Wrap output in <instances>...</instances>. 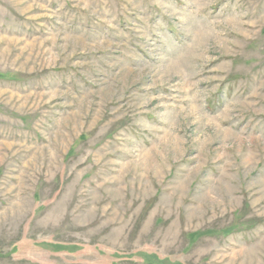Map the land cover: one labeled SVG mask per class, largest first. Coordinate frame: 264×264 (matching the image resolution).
Returning <instances> with one entry per match:
<instances>
[{
	"label": "rangeland",
	"instance_id": "rangeland-1",
	"mask_svg": "<svg viewBox=\"0 0 264 264\" xmlns=\"http://www.w3.org/2000/svg\"><path fill=\"white\" fill-rule=\"evenodd\" d=\"M0 264H264V0H0Z\"/></svg>",
	"mask_w": 264,
	"mask_h": 264
}]
</instances>
